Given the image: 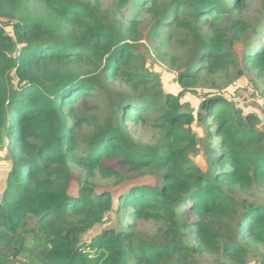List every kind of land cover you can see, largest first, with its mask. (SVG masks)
Returning a JSON list of instances; mask_svg holds the SVG:
<instances>
[{
	"label": "trees",
	"instance_id": "1",
	"mask_svg": "<svg viewBox=\"0 0 264 264\" xmlns=\"http://www.w3.org/2000/svg\"><path fill=\"white\" fill-rule=\"evenodd\" d=\"M142 1L152 34L176 26L198 40L177 81L194 90L211 80L213 91H196L214 127L206 137L220 141L206 143L208 169L190 156L199 142L194 116L146 69L136 22L108 25L98 0H0V149L11 160L0 197V264H206V257L209 264H246L248 244L264 245V204L236 199L264 190V132L255 113L215 90L239 64L264 77V17L253 32L261 40L238 56L228 37L247 29L238 16L245 0H118L115 7ZM233 13L227 27L213 22ZM206 22L200 37L195 30ZM117 78L129 90L108 105L104 120L93 105L75 114ZM148 110L163 130L151 146L125 124L145 123ZM83 125L91 128L85 137ZM71 163L87 178L148 181L136 179L116 195L96 192L90 181H75ZM143 219L162 223L157 239L135 229L133 221Z\"/></svg>",
	"mask_w": 264,
	"mask_h": 264
},
{
	"label": "rangeland",
	"instance_id": "2",
	"mask_svg": "<svg viewBox=\"0 0 264 264\" xmlns=\"http://www.w3.org/2000/svg\"><path fill=\"white\" fill-rule=\"evenodd\" d=\"M88 1V0H81ZM90 1V0H89ZM118 0H98L100 5L101 15L104 17L105 23L108 25L124 27L128 25V22H136L137 28L135 35V44L138 46V52L144 55L146 62V69L155 75L159 80L161 89L164 93H171L178 97L181 103L180 109L192 113L194 116V122L191 124V129L197 135L199 142L191 153V159L203 170L206 171L209 167L208 147L206 143L211 142L212 147H217L219 139L217 137H206V134L214 133L213 123L211 117H204L205 112L200 109L199 96L196 91H203L206 88H211V80L206 78L202 80L204 83H199L194 90L182 89L177 81L178 68L185 64L191 56L194 54L197 47L198 40L192 37V34L186 29L177 28L176 26H166L160 28L157 35L152 34L151 28L154 20L152 14L148 13L147 9L143 7L145 1L137 3H126L120 10H117L115 4ZM162 3H170L171 0H159ZM179 11L187 9L180 7ZM244 18L247 22V29L245 32L232 38V48L239 56L241 50H244L247 46H252L261 40V35H253L254 30L259 28V22L264 17V0H245L244 6L238 15ZM236 14L230 16L223 15L222 18L213 21L215 24L227 27L230 20L236 18ZM201 29L195 30V32L203 37L208 33V26L206 23H200ZM189 34V35H188ZM187 36V43H184V37ZM249 36V37H248ZM248 37V38H247ZM227 45V44H226ZM228 46V45H227ZM230 76L228 78L221 79L217 84V94L226 97L231 100L234 105L240 108L245 114L255 113L259 119L256 123V128L264 132V98H261V94L264 92V77L259 78L257 72L244 65H238L236 68L230 69ZM208 85V86H207ZM129 87L123 83L119 78L112 81L109 86L100 94L94 95L88 98V102L85 104H78L74 108V112L78 116H82L83 113L89 112L91 105L99 107L98 110L92 109V113L97 112L100 114L101 120L109 114L108 105L114 104L118 98L119 93L128 91ZM146 122L142 121L134 123L133 120H126L125 124L133 138L139 143L145 146H151L158 143L162 136V129L155 125V114L148 110L146 113ZM198 114L200 117H198ZM201 116H203L201 118ZM204 118V119H203ZM84 134L87 136L90 133L91 128L82 126ZM107 165L118 168L115 161L106 162ZM73 171L75 181L81 180L90 181L96 192L109 190L114 195L123 192L131 183L136 182L135 176L126 177L123 180H116L114 177L102 178L98 173H95L93 177L87 178L84 171L76 164H70ZM11 167V160L5 148L0 149V197L4 187V178L6 173ZM152 179V178H151ZM137 180L146 182L148 178H139ZM237 202L239 205L243 200L248 202H258L264 204V190L260 191L257 188L250 189L245 192H239L237 195ZM113 220H109L111 225ZM135 223V229L138 233L147 239L155 240L163 231V225L160 221L143 219L133 221ZM107 226V224H105ZM94 233L90 230L83 239L87 240ZM246 264H264V245L262 243H249L248 252L245 256ZM213 261V258L206 257L204 263L209 264ZM237 264V263H228Z\"/></svg>",
	"mask_w": 264,
	"mask_h": 264
}]
</instances>
